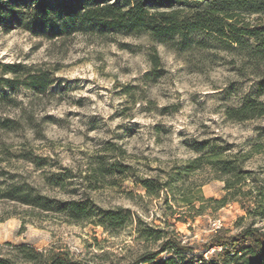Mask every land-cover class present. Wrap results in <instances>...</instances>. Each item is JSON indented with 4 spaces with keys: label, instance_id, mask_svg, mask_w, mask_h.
<instances>
[{
    "label": "rangeland",
    "instance_id": "obj_1",
    "mask_svg": "<svg viewBox=\"0 0 264 264\" xmlns=\"http://www.w3.org/2000/svg\"><path fill=\"white\" fill-rule=\"evenodd\" d=\"M183 11L187 29L162 40L147 32L46 40L20 29L0 30V63L34 65L54 78L49 95L17 85L8 100L0 98V117L17 122L15 131L0 130V182L30 183L63 199L88 196L96 207L130 213L122 226L105 229L0 199V246L54 247L90 264H130L159 245L146 240L143 229L174 231L196 248L214 234L235 236L247 227L264 231V113L239 121L224 114L249 100L264 104V36L235 44ZM237 19L264 27V9L238 10ZM152 53L160 57L159 76L152 72ZM3 91L0 87V96ZM201 141L235 161L243 180L233 190L206 166L184 168L195 155L191 147ZM24 153L43 160H26ZM99 156L124 165L125 173L89 183L84 176ZM57 171H67L63 189L42 180L43 173ZM178 174L184 179L181 189L172 182ZM146 178L169 182L171 190L149 195L140 183ZM198 188L210 200L179 202L181 193L196 195ZM251 245L246 241L243 250L229 248V254L214 245L204 256L231 264L237 253L234 260L263 264Z\"/></svg>",
    "mask_w": 264,
    "mask_h": 264
},
{
    "label": "trees",
    "instance_id": "obj_2",
    "mask_svg": "<svg viewBox=\"0 0 264 264\" xmlns=\"http://www.w3.org/2000/svg\"><path fill=\"white\" fill-rule=\"evenodd\" d=\"M190 10L195 24L206 28L217 37H228L232 43H240L242 38L259 39L264 27H248L237 19L238 10L257 12L264 9V0H0V30L7 33L20 29L31 36L46 40L67 39L77 33H92L100 36L125 33L137 35L150 33L157 39L169 37L175 32L182 33L185 23V8ZM205 7V8H204ZM184 20V21H183ZM152 72H157L160 57L157 53L150 55ZM151 73V72H150ZM157 72V76H159ZM8 75V76H5ZM53 72L24 63H0L1 100L8 98L9 91L20 85L34 95H49L54 84ZM8 100V99H7ZM264 113V104L249 100L240 107H228L225 115L231 120H246ZM17 129L14 118L0 117V130L12 132ZM195 152L188 159L184 168L196 170L206 166L213 178H222L226 190H233L243 180V176L230 155L220 153L217 146L206 141L197 142L191 147ZM26 160H43L33 153H24ZM126 167L117 161L108 163L103 157H97L90 166L86 180L95 184L106 174H124ZM185 171V172H186ZM67 171L43 173L42 180L49 188L63 189L66 185ZM183 177L178 174L172 181L175 188L181 189ZM149 195L158 196L161 191L171 190L169 182L157 183L150 178L140 181ZM198 186V185H197ZM96 188L95 185L90 186ZM0 199L10 200L26 205L31 209L52 212L69 223L89 221L105 229L122 226L129 218V211L121 207L104 209L96 207L88 196L79 198H59L40 191L33 184L21 185L15 181L0 182ZM200 194L181 193L179 202L185 205L195 201H206ZM178 202L177 199H174ZM220 207V199L213 200ZM141 234L146 240L159 241L156 249L142 252L130 264H219L217 260H207L204 253L214 245L222 246V254L229 248L243 250L244 243L249 241L258 249L260 262L264 264V231L256 227H247L235 236L223 237L214 234L209 243L196 248L182 242L174 231L162 229H143ZM218 253V256L221 254ZM231 264H251L250 259L234 260ZM0 264H90L74 258L69 251L54 247L37 249L30 244L5 243L0 246Z\"/></svg>",
    "mask_w": 264,
    "mask_h": 264
}]
</instances>
